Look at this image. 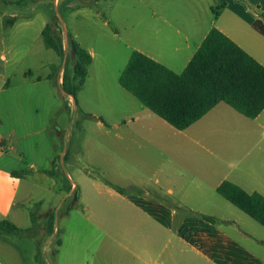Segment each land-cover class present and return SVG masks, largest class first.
I'll use <instances>...</instances> for the list:
<instances>
[{
	"label": "crops",
	"instance_id": "crops-1",
	"mask_svg": "<svg viewBox=\"0 0 264 264\" xmlns=\"http://www.w3.org/2000/svg\"><path fill=\"white\" fill-rule=\"evenodd\" d=\"M104 5L106 9H102ZM65 12L88 17L101 34L113 38L116 44L111 52L113 59L125 51V62L121 63L114 82L119 83L134 51L177 74L183 73L213 29L221 31L264 66V0H100L96 7L78 0ZM3 20L4 16H1L4 25ZM48 23V20L44 21L39 29L41 36ZM67 30L93 57L83 89L74 103L76 111L83 112L84 117L85 114L92 115V120L97 121V129L107 135L111 146L105 155L114 164L112 171L131 167L138 175L149 176L156 185L155 192L158 189L161 194L157 199L164 198L162 191L167 192L164 195L170 199L180 195L181 205L172 200L176 208L185 207L182 205L187 199V195L182 198L184 188L187 192L189 187L200 192L209 190L211 196H204L206 211L185 207L190 217L174 222V227L167 224L165 217L157 222L147 215L137 218L128 215V221L152 229L132 232L117 230L116 226L109 233L101 231L99 233L112 246L104 250L98 246L97 232L93 247H88L92 243L84 240L81 236L84 233L76 232L71 226L67 230L64 226L60 229L62 245L57 248L55 264H264V227L217 192L221 183L230 181L250 194L264 196V110L251 119L221 102L189 128L178 130L145 107L120 83V88L114 83V105L121 107L122 114L111 124L106 109L99 104L102 99L107 105L105 98L110 93L98 89L100 99L94 96L99 108L96 114L89 111V98L83 103L86 81L96 64V49L83 41L80 33L74 34L68 26ZM68 43V39L63 41V50L67 51ZM58 57L61 61V56ZM67 57L69 66L73 67L74 56L67 52ZM1 62L0 221L10 220L21 228L17 224L19 216L15 208L19 205L23 181L40 173L47 175L45 171L52 170L42 169L40 165L49 160L54 166L57 159L54 135L63 133L67 134L68 144L78 139L74 144L78 159L65 155L62 168L77 170L76 176H81L77 180L70 176L78 186L81 208L64 215L65 219L83 218L80 211L95 213V201L98 200H113L127 212L131 207L134 212H141L130 202L129 195L118 192L109 184L119 188L132 187L146 196L152 191L139 188L133 181L119 185L102 178L101 167L95 162L90 166L86 164L88 153L79 145L83 128L71 132L69 127L65 130L61 127L57 115L64 111L59 98V94H65L61 92L64 65L58 68V62L49 63L45 75L29 69L17 76L15 64L5 56ZM54 73L56 78L52 79ZM65 95L68 97L66 102L72 103V97ZM135 152L147 157L146 165L133 160ZM151 155L158 163H151ZM22 171H26L24 176H13V172ZM58 174L47 176L57 178ZM184 175L192 178L191 185L178 183L184 181ZM213 191L219 196L212 194ZM199 195L203 197L204 193ZM32 199L30 192L20 198L25 204ZM121 217L116 218L114 224L122 222ZM90 219H94V223L104 221L95 214L88 217V221ZM0 264H23L19 248L2 237Z\"/></svg>",
	"mask_w": 264,
	"mask_h": 264
},
{
	"label": "rangeland",
	"instance_id": "rangeland-1",
	"mask_svg": "<svg viewBox=\"0 0 264 264\" xmlns=\"http://www.w3.org/2000/svg\"><path fill=\"white\" fill-rule=\"evenodd\" d=\"M77 1L78 0H24L23 3H16V0H11V2L0 0V18L4 16V25L7 19L10 20L13 17L17 19V23L9 28L4 27L0 21V65L2 64V57L5 56L6 60L15 64L14 68L17 76H20L22 72L29 69L34 70L40 75H45V73L49 71L47 65L49 63L58 62V68L64 65L62 70L65 69L68 75L71 76L73 67H70L67 61V52L68 54H72L71 43L69 46H66L67 51L63 50L60 61L58 55L53 50L45 47L42 36L39 34V29L44 21L48 20V24H52L54 27L53 31L58 42L61 44L62 41L61 46H63V41H65V39L70 41L67 30L68 26L69 31L74 34L80 33L83 37V41H87L86 43H90L96 49V64L92 69L91 77L86 81V93L84 95L85 97H83V103H87L86 99L89 98V111L96 114L99 108L95 101L97 98H94V96L99 98L98 89L110 93L105 98V100H108V102H106L107 105H104L103 100L100 98L99 104L104 106L107 119L111 124H114L119 120V116L122 114L121 107L114 105V83L120 88L119 83L114 82V76L118 75L121 63L125 62V51L120 52L119 58L113 59L111 52L116 47L113 38L101 34L102 32L97 29L95 24L91 22L88 17L81 14H66L65 11H67L70 4ZM79 1L81 4H89L94 0ZM102 9H106V6L104 5ZM62 85L63 82L61 84V92H65ZM59 98L62 102L61 108L64 109V111L57 115L61 127H65L64 130L66 127H69L71 132L72 130L76 131L77 128H83V136H81L79 140V145L83 149L85 148L88 153L86 164L90 166L95 162L101 167L104 174V176L101 174L102 178L106 177L119 185H124L128 182L132 183L133 181L138 184L139 188L150 189L152 192L151 194L148 193L149 196H146V194L139 193L137 189L134 190L132 187H124L121 188V190L115 188L118 192L129 195L130 202H132L136 208H139L141 212H134L132 207L128 209L127 212L124 207L113 200H98L95 201V213L80 211V214H83V218L65 219L64 212L70 205L80 206L79 208H81L78 186L74 184L75 182L72 181L70 177L73 175L77 180V177L81 178V176H76V173L78 174L77 170L70 168L66 171L62 168V162L64 161L63 157L65 155H68V157L71 156V158L75 156V159H78L76 154L77 151L75 150L74 152V144L78 143V139L68 144V142H66V133L60 135L55 134L54 139L56 144L54 151L55 156L57 155L56 158L58 161L56 166L58 167L57 172H59L56 176L57 178L48 177L47 175H43V173H40L38 176H33L31 179L26 178V180L23 181L21 193L19 195V205L15 208V213L19 216L17 224L21 228L32 226L35 229L31 227L32 229L28 232L0 233V237L19 248L23 258V264H55V252L58 248L57 242L60 237H62L61 234H59V230L64 226L67 230L68 227L71 226V229L73 227L76 232L84 233L85 235H81L84 240L87 241V243H92V246L88 247H93L94 234L97 232V239L100 241L98 246L104 250L112 246L109 240L99 233L101 231L109 233V231L116 226L118 227L117 230L120 231L138 230L148 232L152 229L132 220L128 221V215L135 216L136 218L147 215L157 222L165 217L167 224L174 227V222L190 217L188 209L196 208L203 209L204 211L207 210L204 196H211L209 190L200 192L194 191L193 188L189 187L187 192L184 188V195L182 198L185 199L187 195V199L183 201L182 205L189 208H176L173 203L175 202L181 205L179 201L180 195L170 199L168 195H164L167 192L162 191V196L164 198L158 197L159 199H157V195L159 196L161 194L158 189L157 192H155L156 185L151 182L149 176H145L144 174L138 175L135 168L131 167H129V170H127L128 168L124 170L120 168L119 171H112L111 167H114V164L110 161V158L105 155L109 153L111 145L106 139L107 135H105L102 130L97 129V121L84 117L83 112L80 110L76 111L73 97V102L70 104L66 102V98L68 97L65 94H59ZM62 140H64V144ZM133 155V160L142 162V164L146 165L147 157L145 155L138 152H135ZM150 160L151 163H158L153 155L150 156ZM44 163L45 164L40 165L42 169L53 168L51 161L48 160ZM119 174H123V176L119 177ZM178 183L189 186L193 182L191 177L184 175V181L179 180ZM27 192L32 193L33 199L30 200L28 204H25L20 198H23ZM199 193H204L203 197H201ZM212 194L219 196L216 191H213ZM52 212H54L56 216V230L54 233H50L49 231V214ZM93 214L99 218H103L104 221L95 223L92 222L94 219L88 221V217L91 215L93 216ZM32 215L35 216L37 221L35 225L32 224ZM118 217H121L123 221L119 222V224H114L113 221ZM113 249H115V247ZM39 250L42 257L40 263L36 260Z\"/></svg>",
	"mask_w": 264,
	"mask_h": 264
},
{
	"label": "trees",
	"instance_id": "trees-1",
	"mask_svg": "<svg viewBox=\"0 0 264 264\" xmlns=\"http://www.w3.org/2000/svg\"><path fill=\"white\" fill-rule=\"evenodd\" d=\"M98 1L100 0H94L89 5L96 7ZM20 2L23 3L24 0H16V3ZM262 16L264 18V13ZM16 23L17 19L14 17L7 19L5 27H13ZM52 27V24H47L43 29V41L47 49L61 56L63 48ZM69 38L71 45L75 47V63L71 76L67 71L64 72L62 86L65 93L77 103L93 57L71 35ZM51 78L55 79L56 74H52ZM119 83L150 111L178 130L189 128L221 102L251 119L258 117L264 110V66L217 29L210 32L183 73L177 74L147 55L134 51ZM85 117L94 119L89 114H85ZM56 161L58 160H55L52 170L45 171L47 175H56ZM24 174L26 171L13 172V176L18 178ZM217 192L264 227L262 194H250L230 181L221 183ZM77 207L70 205L64 215ZM55 219L54 212L49 214L50 233L56 230ZM206 219L216 221L213 217ZM32 221L33 225L37 224L33 215ZM32 228L21 229L10 220L0 221V233L28 232ZM59 232L61 234L60 230ZM57 244L60 247L62 240L59 239ZM57 252L58 250L55 253ZM36 260L39 263L42 260L40 250Z\"/></svg>",
	"mask_w": 264,
	"mask_h": 264
},
{
	"label": "water",
	"instance_id": "water-1",
	"mask_svg": "<svg viewBox=\"0 0 264 264\" xmlns=\"http://www.w3.org/2000/svg\"><path fill=\"white\" fill-rule=\"evenodd\" d=\"M54 30V27H53ZM71 43V41H69L68 45ZM71 49H72V55L75 56V47L74 45H71ZM65 93V92H64ZM66 94V93H65Z\"/></svg>",
	"mask_w": 264,
	"mask_h": 264
}]
</instances>
